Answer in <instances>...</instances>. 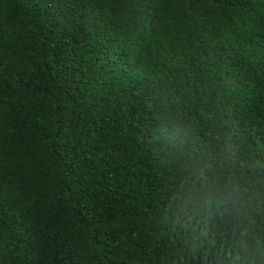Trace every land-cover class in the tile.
Masks as SVG:
<instances>
[{"label":"trees","instance_id":"16d2710c","mask_svg":"<svg viewBox=\"0 0 264 264\" xmlns=\"http://www.w3.org/2000/svg\"><path fill=\"white\" fill-rule=\"evenodd\" d=\"M201 168L264 244V0H0V264H239L166 219Z\"/></svg>","mask_w":264,"mask_h":264},{"label":"clouds","instance_id":"9594fccd","mask_svg":"<svg viewBox=\"0 0 264 264\" xmlns=\"http://www.w3.org/2000/svg\"><path fill=\"white\" fill-rule=\"evenodd\" d=\"M247 189H241L238 182L226 178L223 182L201 168L193 171L173 194L166 209V219L171 217L173 230L190 234L191 251L195 254L204 243L216 247L211 239L219 224L235 222L234 246L240 256L239 264H264V244L257 237L254 221L248 212ZM238 232V235H236ZM223 235V234H222ZM220 252L233 264L236 257L231 252Z\"/></svg>","mask_w":264,"mask_h":264}]
</instances>
